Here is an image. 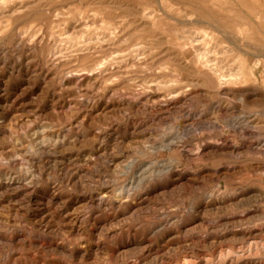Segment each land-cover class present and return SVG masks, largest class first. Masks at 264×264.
<instances>
[{
    "label": "clouds",
    "instance_id": "obj_1",
    "mask_svg": "<svg viewBox=\"0 0 264 264\" xmlns=\"http://www.w3.org/2000/svg\"><path fill=\"white\" fill-rule=\"evenodd\" d=\"M0 264H264V0H0Z\"/></svg>",
    "mask_w": 264,
    "mask_h": 264
}]
</instances>
